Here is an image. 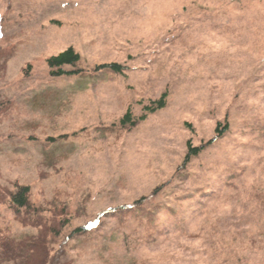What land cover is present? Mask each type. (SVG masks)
<instances>
[{
	"label": "rangeland",
	"instance_id": "rangeland-1",
	"mask_svg": "<svg viewBox=\"0 0 264 264\" xmlns=\"http://www.w3.org/2000/svg\"><path fill=\"white\" fill-rule=\"evenodd\" d=\"M0 264H264V0H0Z\"/></svg>",
	"mask_w": 264,
	"mask_h": 264
},
{
	"label": "trees",
	"instance_id": "trees-1",
	"mask_svg": "<svg viewBox=\"0 0 264 264\" xmlns=\"http://www.w3.org/2000/svg\"><path fill=\"white\" fill-rule=\"evenodd\" d=\"M81 56L75 51L73 47H68L67 49L61 51L56 55H52L47 58L46 62L51 69L50 74L52 76H62V75H83L84 68L80 66ZM66 66L71 69L65 68ZM128 67L118 62L111 63H101L96 65L94 68L95 72H109L115 74H123ZM167 92H163L162 95L155 100H151L149 104L144 106V113L138 117L132 114L131 110L128 109L127 112L122 116L119 121L120 129H131L137 126L141 121L145 120L150 114L164 108L167 105ZM227 126H225V129ZM217 130H219L217 128ZM58 139V138H57ZM52 141L55 140L54 137L51 138ZM215 138H211L207 142L201 143L197 146H188L186 156L184 158L183 164H187L191 159L199 155L207 146L214 142ZM31 187L29 185H17L16 189L10 192L9 202L11 206L14 207L15 213L21 214L23 210L27 213L33 211L38 212L33 203L30 200ZM84 228L76 229V232L82 231Z\"/></svg>",
	"mask_w": 264,
	"mask_h": 264
}]
</instances>
